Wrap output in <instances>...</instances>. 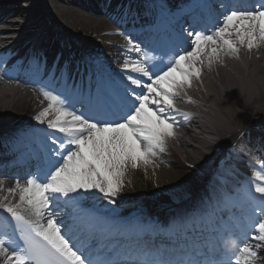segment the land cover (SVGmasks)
I'll return each instance as SVG.
<instances>
[{
  "label": "snow or ice",
  "instance_id": "snow-or-ice-1",
  "mask_svg": "<svg viewBox=\"0 0 264 264\" xmlns=\"http://www.w3.org/2000/svg\"><path fill=\"white\" fill-rule=\"evenodd\" d=\"M220 8L215 13L211 0H193L187 29L170 28L142 41L143 48L129 40L128 51L137 57L125 59L119 73L88 56L86 83L70 82L62 69L59 87L55 74L38 86L48 103L33 117L43 126L34 130L35 146L17 161L26 172L6 189L0 179V192L18 197L13 202L0 196L7 214L0 215V264H255L264 248V163L242 188L243 219L234 212L227 221L218 217L219 244L176 248L142 242L146 234L174 235L181 221L124 225L121 237L136 232L140 239L122 243L108 218L85 204L95 193L114 203L128 166L147 165L166 151V138L175 136L171 113L191 118L175 103L193 78L200 79L198 65L211 67L223 55L237 56L240 47L264 43V0H222ZM249 236L253 243L246 242ZM229 237L237 244L234 253L228 251Z\"/></svg>",
  "mask_w": 264,
  "mask_h": 264
},
{
  "label": "bare ground",
  "instance_id": "bare-ground-1",
  "mask_svg": "<svg viewBox=\"0 0 264 264\" xmlns=\"http://www.w3.org/2000/svg\"><path fill=\"white\" fill-rule=\"evenodd\" d=\"M33 1V0H31ZM8 2V6H10L12 4V2L10 0H7ZM61 3V2H59ZM66 5V6H65ZM62 5V12L59 14L58 10L59 8H55L56 9V13L63 18V20H66L65 22L68 23L69 26L73 27L76 26H80V27H87V26H100V28H102L103 26H101L102 23H100L99 19H95L92 17H87L86 15L82 14L77 8L72 7L70 5ZM7 10L8 8L5 7H0V22L2 23H8V22H12L13 18L12 17V13H16V15L13 16H17V15H21V14H25L27 12H30L31 9H24V8H20L18 7L17 9L15 8V10H13V12L10 15H7ZM67 17V18H66ZM17 20V19H16ZM15 20V21H16ZM14 21V20H13ZM9 28H14V26H9ZM104 28V27H103ZM255 63L253 64V67L259 70H263L264 72V64L262 62H264V53L263 56L260 60H254ZM248 67V66H247ZM222 75L221 77L218 75H215V79L214 82L215 84H213L211 87H213V89L211 91H213L210 95L207 92V96L210 97L211 99V104L208 106V111L209 113H211L210 115L217 121L215 127L209 128L212 129L211 131H213V134L217 133L218 131H220L221 134H223V132H225V127H222L225 123L227 124V122L230 119L236 118L237 116H241L242 119H246L248 120L250 117H255V119H257V116H261L262 114H264L261 110L264 109V107L262 106H255V101L253 100L254 97V92L256 90L257 87L260 88V92L262 89H264V81H258L254 78V74H253V69H250V72L246 75V78L242 81L241 85V89L243 88V92H244V97H245V92H246V101H245V105L243 106V109L245 110H250L249 112H245L242 113V115H240V112H235L233 111L234 108H231L230 106H223L221 107V101H220V97L217 96V94L222 93L225 96V91L229 88V86L233 87V85H230L233 81L232 79V75L229 74V72L227 70H221ZM226 84H228V88L226 86ZM246 90V91H245ZM217 93V94H216ZM16 98H19L18 101L16 103H14V100ZM228 98L230 100H233L236 98L235 94H230L228 96ZM252 99V100H251ZM255 99V98H254ZM27 102V103H26ZM29 101H28V95L25 94L24 96H19L18 94L15 93H11L8 90H1L0 89V113L3 111H7V110H15V111H22V110H26L27 105ZM36 104V103H35ZM32 108L28 111L31 112ZM255 114V115H254ZM240 122H238L239 124ZM229 124V123H228ZM241 124V123H240ZM212 138H214L212 136ZM212 138H207L204 140L205 144L209 145ZM194 150V148H192ZM197 150L199 151V154L202 155L204 154V150L202 151L200 148H197ZM177 152L173 150V155L172 157L175 158L177 156ZM183 157L189 156V158H195L190 151H186L185 155L182 154ZM140 164L142 166H144L147 170V176H140L139 174L137 175H133V177L136 178V181H132V186L136 187V186H142L145 187L146 184L149 182V180H155L157 181L158 184H160V186H164V185H168L167 183L170 182L169 180H172L175 176L174 173V169H183V165L182 162L179 159V156H177V162L174 164V169L172 168H168L166 166H158V165H154V166H149L148 164L145 165L144 163ZM182 168H180V167ZM183 171V170H182ZM152 178H150V177ZM264 251V250H263ZM264 256V254H263ZM263 260H257L255 262V264H263L262 263Z\"/></svg>",
  "mask_w": 264,
  "mask_h": 264
}]
</instances>
